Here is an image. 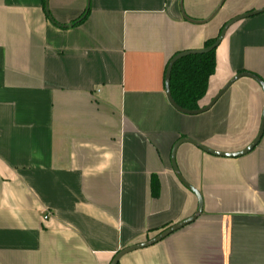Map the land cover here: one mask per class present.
I'll use <instances>...</instances> for the list:
<instances>
[{
	"label": "crops",
	"instance_id": "1",
	"mask_svg": "<svg viewBox=\"0 0 264 264\" xmlns=\"http://www.w3.org/2000/svg\"><path fill=\"white\" fill-rule=\"evenodd\" d=\"M0 0V264H264V90L242 77L198 115L165 87L264 0ZM86 9L81 23L73 22ZM200 108L241 72L264 81V12L216 50ZM154 188L158 189L155 193ZM45 216H50L45 219Z\"/></svg>",
	"mask_w": 264,
	"mask_h": 264
},
{
	"label": "water",
	"instance_id": "2",
	"mask_svg": "<svg viewBox=\"0 0 264 264\" xmlns=\"http://www.w3.org/2000/svg\"><path fill=\"white\" fill-rule=\"evenodd\" d=\"M48 2L49 0H46V10L47 12H49V8H48ZM264 12V9L262 10H257V11H253V12H249V13H246V14H242V15H239L237 17H235L234 19L230 20L227 24H225L223 30L221 31L218 39L216 40V42L210 46V47H207V48H203V49H198V50H186V51H182V52H179L178 54H176L175 56H173V58L170 60L169 64H168V68H167V72H166V80H165V87H166V93H167V96H168V99L170 101V103L174 106V108H176L178 111L184 113V114H188V115H198V114H201L207 110H209L213 104L229 89V87L238 79L242 78V77H248V78H252L253 80L257 81L261 87L263 88L264 90V81L259 77L257 76L256 74H253L251 72H241L239 74H237L232 80H230L225 86L224 88L219 92V94L212 100V102L208 105V106H205L203 108H199L197 110H187V109H184L182 107H180L174 100L173 96H172V93H171V87H170V81H171V73H172V68H173V65L175 64V62L185 56H188V55H192V54H202V53H206V52H209L215 48H218V46L220 45V43L222 42L225 34H226V31L228 30V28L233 25L236 21H239L241 19H244V18H247V17H251V16H254V15H257L259 13H262ZM264 134V112H263V117H262V123H261V128H260V131L257 135V137L255 138V140L243 151L241 152H237V153H232V154H228V153H222V152H218V151H215V150H212L210 148H208L207 146L205 145H201V144H198L195 140L193 139H187V138H182L180 140H178L174 147H173V150H172V156H171V160H172V165H173V168L175 170V172L177 173V176L178 178L180 179V181L188 188L190 189L191 191H193L197 197H198V200H199V208H198V213H201L203 211V199H202V196L201 194L199 193L198 190H195L184 178L183 176L181 175V173L179 172L178 170V166H177V162H176V153H177V149L178 147L182 144V143H192L194 145H197L199 146L202 150L210 153V154H214V155H219V156H229V157H239V156H243L247 153H249L250 151H252L256 146L257 144L259 143V141L261 140L262 136ZM195 217L196 216H193L191 218H188L178 224H175L174 226H171L170 228L164 230L163 232H161L159 235H157L156 237L152 238L151 240L147 241V242H144V243H141V244H137V245H134V246H130V247H127V248H124L123 250H121L113 259V261L111 262V264H119V261L120 259L127 253L131 252V251H134V250H137V249H141V248H144V247H147V246H150V245H153V244H156L158 243L159 241L163 240L165 237H167L168 235H170L171 233H173L174 231L182 228L183 226L193 222L195 220Z\"/></svg>",
	"mask_w": 264,
	"mask_h": 264
},
{
	"label": "trees",
	"instance_id": "3",
	"mask_svg": "<svg viewBox=\"0 0 264 264\" xmlns=\"http://www.w3.org/2000/svg\"><path fill=\"white\" fill-rule=\"evenodd\" d=\"M88 14L89 9H86L85 13L73 22V25L81 23ZM219 35L207 40L204 48L212 46ZM216 50L217 48L206 53L185 56L173 65L170 87L172 96L180 107L187 110L200 108L199 103L205 96L209 80L216 70ZM154 190L156 193L158 189L154 188Z\"/></svg>",
	"mask_w": 264,
	"mask_h": 264
},
{
	"label": "built area",
	"instance_id": "4",
	"mask_svg": "<svg viewBox=\"0 0 264 264\" xmlns=\"http://www.w3.org/2000/svg\"><path fill=\"white\" fill-rule=\"evenodd\" d=\"M50 216H45V219H48Z\"/></svg>",
	"mask_w": 264,
	"mask_h": 264
},
{
	"label": "rangeland",
	"instance_id": "5",
	"mask_svg": "<svg viewBox=\"0 0 264 264\" xmlns=\"http://www.w3.org/2000/svg\"><path fill=\"white\" fill-rule=\"evenodd\" d=\"M218 35H219V34H218ZM208 85H209V84H208ZM206 93H207V92H206ZM205 95H206V94H205ZM204 97H205V96H204ZM204 97H203V98H204ZM203 98H202V99H203Z\"/></svg>",
	"mask_w": 264,
	"mask_h": 264
}]
</instances>
